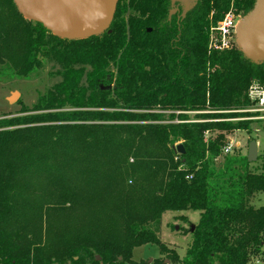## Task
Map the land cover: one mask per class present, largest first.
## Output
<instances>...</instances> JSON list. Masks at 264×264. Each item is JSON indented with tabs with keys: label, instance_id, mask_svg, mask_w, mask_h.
<instances>
[{
	"label": "trees",
	"instance_id": "16d2710c",
	"mask_svg": "<svg viewBox=\"0 0 264 264\" xmlns=\"http://www.w3.org/2000/svg\"><path fill=\"white\" fill-rule=\"evenodd\" d=\"M255 2L199 0L185 14L177 2L171 14V0H118L108 30L70 40L0 0V65L28 77L49 61L60 76L0 120V264H149L134 260L146 245L156 264L264 261V153L261 167L242 146L224 153L254 129L240 118L258 113L241 110L264 62L211 50L208 36ZM168 211L200 213L184 256L160 237Z\"/></svg>",
	"mask_w": 264,
	"mask_h": 264
},
{
	"label": "water",
	"instance_id": "95a60500",
	"mask_svg": "<svg viewBox=\"0 0 264 264\" xmlns=\"http://www.w3.org/2000/svg\"><path fill=\"white\" fill-rule=\"evenodd\" d=\"M198 1L171 0L173 7L171 14L175 13L174 7L177 2L184 5L185 14ZM14 2L26 19L41 23L60 38L73 40L88 38L108 30L118 0H14ZM236 42L248 59L256 63L264 62V0H256L253 8L240 21ZM102 88L111 89V86ZM19 95L18 91L12 92L8 101L10 103L15 101ZM176 151L184 154V145L178 144ZM247 156L252 163L258 160V144L255 140L250 142ZM194 227L192 226V231Z\"/></svg>",
	"mask_w": 264,
	"mask_h": 264
},
{
	"label": "rangeland",
	"instance_id": "374dc122",
	"mask_svg": "<svg viewBox=\"0 0 264 264\" xmlns=\"http://www.w3.org/2000/svg\"><path fill=\"white\" fill-rule=\"evenodd\" d=\"M240 15V14H239ZM243 17H241V20ZM58 66L53 62L45 61L43 67L31 73L28 77L15 74L6 66L0 65V120L11 118L20 114L24 107L31 108L39 96L46 92L53 84L60 81V76L56 73ZM18 91L20 95L13 102L8 101L12 92ZM258 118L252 127L251 134L246 131H234L230 138L233 144L242 146L243 152H248L250 138H253L258 144L259 157L264 153V111L258 113ZM233 120H238L234 118ZM257 162V163H256ZM255 166L261 167L262 161L257 160ZM257 207L264 206V195H258L254 200ZM186 215L189 223H185L177 216ZM200 213L198 211H168L164 213L160 228V237L162 241L178 247V252L184 256L192 241V226L199 221ZM160 256L159 248L156 245H146L134 250V260L149 261V264H156L154 260ZM259 264H264V261Z\"/></svg>",
	"mask_w": 264,
	"mask_h": 264
},
{
	"label": "built area",
	"instance_id": "2783aa9c",
	"mask_svg": "<svg viewBox=\"0 0 264 264\" xmlns=\"http://www.w3.org/2000/svg\"><path fill=\"white\" fill-rule=\"evenodd\" d=\"M241 15L237 12L231 10L228 11L224 17L218 22L216 26H212L208 30L209 36V48L215 51H225L233 48L237 45L236 34L237 28L241 21ZM249 99L254 102V106L250 109L241 110L248 112L259 113L264 111V85L257 81H253L248 90ZM254 117H245L240 119H255ZM234 146H240L239 144H233L232 140L228 146L225 147L224 153H229ZM165 264H178V263H168Z\"/></svg>",
	"mask_w": 264,
	"mask_h": 264
},
{
	"label": "crops",
	"instance_id": "0c3cea01",
	"mask_svg": "<svg viewBox=\"0 0 264 264\" xmlns=\"http://www.w3.org/2000/svg\"><path fill=\"white\" fill-rule=\"evenodd\" d=\"M260 262H262V261H260ZM260 262H258L257 264H259Z\"/></svg>",
	"mask_w": 264,
	"mask_h": 264
}]
</instances>
